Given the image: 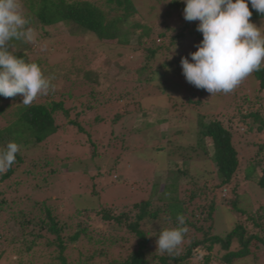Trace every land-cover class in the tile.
<instances>
[{
    "label": "rangeland",
    "instance_id": "374dc122",
    "mask_svg": "<svg viewBox=\"0 0 264 264\" xmlns=\"http://www.w3.org/2000/svg\"><path fill=\"white\" fill-rule=\"evenodd\" d=\"M90 1L97 2L106 11L109 10L105 0ZM133 1L139 10V15L132 19V23L152 29V37L168 31V38L161 42L166 46L170 45L173 37L179 35V31L187 22L181 17L186 6L182 2V9L178 8L171 13V16H167L166 12L171 0H166L161 5L155 3V0ZM152 7H154L153 11L150 10ZM27 12L23 8L25 17L30 21L28 27H32L36 33L35 42H24V47L19 49L18 46L9 43V49L11 48V51L16 52L25 49L30 62L41 61L40 67L44 76L50 80L52 85H55L54 91H50L48 95L38 96L32 104L62 101L65 108L69 109L70 115L67 117L60 114V117H57L56 123L62 128L58 135L56 134L53 139L40 148L25 151V162L20 166L16 165V168L18 167L17 172L8 181L0 185V192L3 193L5 199L9 201L18 200L22 194L31 196L32 191L35 190L32 189L31 191V186L38 184L40 182L38 179L41 176L37 175L34 178L30 174L28 175L26 171L32 168V162L37 161V158L44 155L51 157L54 155L57 157L54 161L55 165L65 156L73 155L71 163L75 168L80 166L78 164L80 160L76 158H84L83 155L85 154L80 146L74 147L73 141L75 138H79L81 134L77 128L70 127V121L79 122L82 127L89 128L91 133L95 132L97 135L100 128L95 124L96 119L98 117L106 119L111 125L120 112L131 115L125 122L126 129L124 132L117 134L115 129L116 134H113L115 131L111 133L108 130L109 124L107 125L105 121H102L101 125H107L105 126L107 129L101 127L104 131L106 130L104 140L103 137L100 139L98 135L97 139L93 136V141L103 146L100 149V158H96L99 164L103 165L102 171H105L101 177L106 180L110 176V179L114 180L116 177H112L108 173L109 170L113 171L120 164L123 168L119 170L118 181L112 183L109 179L108 188L106 187L107 189L101 192V201L104 205L115 206L117 213L125 212L134 216L138 211L133 209V205L137 203L149 199L154 203L167 202L169 196L162 193L167 184L168 168L166 165L168 159L165 152H158V156H155L154 151H152L155 146H162L158 144L164 143L167 139H171V144H175L176 148L181 149L183 155H187L185 159L190 166L189 169L198 177L200 176L199 180L202 181L200 184L205 179H210L204 175L208 169L205 162H202L205 159L209 161L205 155L209 141H202L200 135H197L194 147L185 146L189 141L188 136L191 132L197 130L199 133L198 121L201 116H204V121L200 120L203 123H209L212 119L223 122L224 126L234 135L235 147L239 151L243 149L244 154L241 160L242 166L233 185L217 192L218 210L214 219L205 224L204 227L202 224L198 226L203 227V231H208L211 227L212 235L224 236L231 231L236 221L245 224L248 222L247 216L235 211L233 214L227 206L228 202L236 201L238 208L253 214L264 207V191H260L254 184L246 181L244 176V169L247 166L245 163L254 157L258 151L261 156H264V150L259 149L261 145L264 146V132L258 131L261 123L256 118L243 117L259 110L264 119V96H262L259 83L255 81L253 73L230 93H217L211 96L206 90L197 89L187 83L182 75L180 65L182 57H188L191 62L189 53L197 50L195 46L202 41V34L200 37L198 34H194L186 38L176 39L177 44L171 46L170 50H161L153 60L148 61L146 47L155 45L150 39L147 46L141 44L143 42L140 39L143 33L141 28H131L132 38L127 46L115 45L100 42L94 35L82 33L71 24H58L54 27L43 28V25L34 21L31 22ZM250 22L257 27H264V20L253 19ZM198 23V21L191 22L189 28L197 27ZM145 65L149 66V69L142 73L141 69ZM146 78L148 83H139ZM136 92L139 93L138 96L130 97ZM124 94L130 96H123ZM94 100L104 104L98 105L92 112H85L86 106ZM190 101L197 102L199 105L196 106ZM21 103L22 97L20 95L15 98L2 97V101H0V129L15 119L20 109L24 107ZM142 104L144 105L143 108ZM1 111L3 112L1 113ZM143 112L146 113L145 116H142ZM162 133L166 136H161ZM181 156L178 159H181ZM189 156L193 157L194 160L191 161ZM84 161L90 160L84 158ZM86 164L85 166L91 165L90 163ZM181 164L180 160L178 165ZM90 168L93 171L96 170L92 165ZM91 173L98 174L97 171ZM72 175L74 174L66 168H62L57 176L52 177L48 184H44L43 191L35 194L36 196L34 195L35 200L47 201L49 205H61L60 213L64 220L73 214V207L71 204L63 202L68 200L74 192L80 191L78 182H75L74 178L69 180L71 184H68V187L64 184L67 176L73 177ZM76 178H80V175H76ZM186 181H190V179H186ZM16 183H20L19 186H15ZM210 185L213 188L214 181H210ZM154 186L157 193L152 191ZM214 193L216 194V192ZM210 197L213 196L210 194ZM23 199L24 202L25 198ZM222 199L224 202H221ZM75 203L79 206L93 207L97 201L82 195V197L78 196L75 199ZM167 219L162 215L160 219L148 221L144 225V229L149 233L151 242L154 244L153 252L155 253L158 251L156 240L159 233L164 229L174 228L171 221ZM0 223H2L0 225V256L3 254L0 264H13L17 263L20 258L25 260L28 257H31V260L36 259L35 264H50L49 259H42V253L38 247L31 252L30 256L24 253L18 257L11 254L10 251L6 254V248H10L8 245L16 237V226L12 221L7 224ZM192 233L193 231L190 230L188 239L183 238L181 245L175 250L176 253L182 252L183 247L187 246L188 243L190 244L189 239ZM114 236L119 238L120 246L118 249L112 250L111 259L122 255L127 256L136 249L135 240L130 238L134 236L126 232L114 233ZM194 236L202 239L203 233L198 232ZM18 244L23 245L21 241ZM261 249L257 248L258 261L252 258L237 264H264V249ZM202 251L201 248H198V253H202ZM164 254L167 255L168 253ZM70 255H72L70 256L72 261L76 260L78 257L77 249L71 251ZM105 259H100L99 264H108Z\"/></svg>",
    "mask_w": 264,
    "mask_h": 264
},
{
    "label": "trees",
    "instance_id": "16d2710c",
    "mask_svg": "<svg viewBox=\"0 0 264 264\" xmlns=\"http://www.w3.org/2000/svg\"><path fill=\"white\" fill-rule=\"evenodd\" d=\"M155 1V3L161 5L166 0ZM21 4L22 8L28 11L31 22H37L39 25H43V28L54 27L58 24H71L82 33L94 35L98 41L103 43L127 46L132 38L131 28H141L143 30L140 36L141 41H143L141 44L147 46L150 41H153L152 44L156 46L146 47L148 61L153 60L161 50H170L171 46L177 44L176 39L186 38L194 34H198L199 37L201 35L196 31V26L190 29L191 22H185L183 29L179 31V35L172 38L170 45L162 44L161 42L168 38V31L152 37V29L132 23V19L139 15V10L133 0H105V4L109 7L108 11L99 6L97 2L90 0H21ZM182 7L180 0H171L166 15L171 16V13L178 8L182 9ZM153 9L154 7L150 10L153 11ZM249 10L252 12L250 20H264V16L252 9L251 4H249ZM181 17L183 18V16ZM12 44L18 46V49L23 48L25 45L23 41L15 39L10 41V45ZM9 50L11 51V48ZM11 52L18 58H23L26 62L41 65V61L30 62L25 49H22L21 52ZM148 69L149 66L145 65L142 67L141 72L145 73ZM253 77L259 83L260 91L264 96V66H261L260 70L254 71ZM140 82L148 83L147 78L142 79ZM138 95L139 93L136 92L131 96L126 94L123 96L134 97ZM261 100L262 97L260 103ZM0 101H2V96H0ZM190 102L196 106L199 105L197 102ZM100 104L104 103L98 102V100L90 102L86 106L85 112H92ZM141 106L144 107L143 104ZM260 113L257 110L251 112L249 116L245 115L243 117L256 118L261 123L258 131L264 132V119ZM60 114L67 117L70 115L69 109L65 108L62 101L31 104L21 108L15 119L10 121L6 127L0 129V148L6 147L8 142H16L20 145L15 163L8 171L0 174V185L8 181L17 172L18 167L16 168V165L20 166L25 162V151L40 148L53 139L56 134L58 135L62 130L60 125L56 123V119L60 117ZM145 115L146 113L143 112L142 116ZM128 116L131 115L119 112L111 125L106 119L98 117L95 124L100 129L101 127L107 129L105 126L109 124L108 130L111 133L116 129L117 134H121L126 129L125 122ZM201 117L198 121L199 133H197V130L191 132L188 136L189 141L185 146L194 147L197 135H200L202 141H209V147L205 152L209 161L205 159L202 162H205L208 169L204 175L212 180L205 179L200 184L202 182L199 180L200 176L198 177L189 169L190 166L185 159L187 155H183L181 149L176 148L175 144H171V139H167L164 143L158 144L162 146H155L152 151H154L155 156H158V152L166 153L168 177L162 194L169 196V199L167 202H157L158 205L151 199L137 203L133 205V209L138 211L134 216L125 212L117 213L115 206L108 207L101 201V192L108 188L110 176L106 180L101 177L105 171H102L103 165H100L96 158H100V149L103 146L93 140L98 138L97 135L100 139L103 137L104 140L106 130L101 129V132L99 129L96 135L95 132L91 133L89 128L82 127L79 122L70 121V127L77 128L79 134H81L79 138L74 139V147L78 148L77 146H80L85 154L83 155L84 158L90 161H84L83 157H78L76 159L80 160L78 163L80 166L75 168L71 163L73 155L65 156L59 162L57 161L55 165L56 156L44 155L37 158V161H33L32 168L26 171L28 175L30 174L34 178L37 175L41 176H38L40 182L31 186V191L35 189L36 193L32 191L31 196L22 194L21 197H18V200L9 201L0 192V222L7 224L12 221L16 226V237L8 245L10 248H6V254L10 251L11 254L18 257H21L24 253L30 256L31 252L38 247L42 253V259H49L50 264H99L100 259L103 258H106L105 262L108 264H237L252 258L258 261L257 248L264 249V207L253 214L238 208L236 201H230L227 206L231 212L234 214L235 211L247 216L248 222L245 224L236 221L231 231L224 236L212 235L211 227L208 231H203L204 225L214 219L218 210L219 198L217 192L233 185L242 166L241 160L244 153L243 149L242 151L237 150L234 135L224 126L223 122L212 119L209 123H203L200 120L204 121V116ZM102 121H105L107 125H101ZM113 134H116V131ZM161 136H166V134L162 133ZM85 139L86 141H84ZM259 149L264 150V146L261 145ZM180 155L184 157L181 156V159H178ZM189 159L194 160L191 156H189ZM180 160L182 164L178 165ZM86 163H90L98 174H92L91 172L94 171L90 168L91 165L85 166ZM245 164L247 165L244 169L246 181L254 184L256 188L263 192L264 156H261L258 151ZM62 168H66L75 175H72L73 177L67 176L64 184L68 187V184H71L69 180L74 178L80 187L79 192H74L68 200L63 202L69 203L73 207V214L69 215L67 220L61 217V205H49L47 201L35 200L34 197L35 194L44 190V184H48L50 179L57 176ZM121 169L123 168L120 164L113 171L109 170L108 173L112 177H116L114 180L110 179L112 183L118 181V174ZM76 175H80V178H76ZM186 179H190V181H186ZM210 181H214L213 188L211 185L209 186ZM19 184L16 183L15 186H19ZM154 189L155 186L152 191L157 193ZM15 192H18V190H15ZM210 194L213 197H210ZM82 195L95 199L97 204L93 207L79 206L75 203V199L78 196L82 197ZM171 196L173 197L171 198ZM23 198H25L24 202ZM200 202L201 204H199ZM221 202H224V200L222 199ZM22 206L23 208H21ZM178 214L185 217V225L183 226L188 229L184 234V239H188L190 230L193 231L189 239L190 244L188 243L187 246L183 247L182 252L176 253L174 251L171 255L159 251L153 252L154 244L151 242L152 239L149 233L144 229V225L146 222L156 221L164 215L175 228L179 226L176 219ZM200 224L203 227L198 226ZM121 232L134 236L130 238L135 240L136 249L127 256L122 255L111 259L112 250L118 249L120 246V240L114 236V233ZM198 232L203 233L202 239L194 236ZM19 241L23 245L20 246ZM198 248L203 250L202 253H198ZM74 249H77L78 257L72 261L70 252H73ZM200 257L201 259H199ZM2 258L3 254L0 256V262ZM35 260H31V257L25 260L20 258L17 263L13 264H35L37 262Z\"/></svg>",
    "mask_w": 264,
    "mask_h": 264
},
{
    "label": "clouds",
    "instance_id": "9594fccd",
    "mask_svg": "<svg viewBox=\"0 0 264 264\" xmlns=\"http://www.w3.org/2000/svg\"><path fill=\"white\" fill-rule=\"evenodd\" d=\"M186 6L183 18L198 21L196 31L202 41L195 52L182 57L180 65L187 83L206 90L211 96L230 93L245 78L264 65V27L250 22L252 9L264 16V0H180ZM21 0H0V96L22 97L29 106L38 96L55 90L36 63L26 62L9 50L13 39L34 43L36 33L28 27ZM20 145L8 142L0 148V174L15 163ZM178 227L162 230L156 240L157 250L173 254L188 231L185 217L177 215Z\"/></svg>",
    "mask_w": 264,
    "mask_h": 264
}]
</instances>
